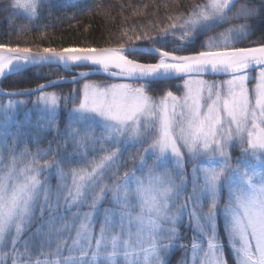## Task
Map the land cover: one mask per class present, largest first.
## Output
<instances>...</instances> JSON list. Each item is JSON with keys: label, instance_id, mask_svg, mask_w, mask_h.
<instances>
[{"label": "snow or ice", "instance_id": "obj_1", "mask_svg": "<svg viewBox=\"0 0 264 264\" xmlns=\"http://www.w3.org/2000/svg\"><path fill=\"white\" fill-rule=\"evenodd\" d=\"M55 6L9 0L0 10L32 23ZM249 18L264 21V0H188L149 22L154 33L123 29L115 46L0 43V82L29 66L87 69L66 95L47 91L59 81L0 89V264H169L177 247L180 264H228L221 232L235 264H264V43L241 46L256 30ZM33 95L35 126L53 134L47 148L33 137L34 151L23 139L31 122L9 123L26 103L13 98ZM109 195L114 207L99 220ZM185 215L190 247L179 243Z\"/></svg>", "mask_w": 264, "mask_h": 264}, {"label": "trees", "instance_id": "obj_2", "mask_svg": "<svg viewBox=\"0 0 264 264\" xmlns=\"http://www.w3.org/2000/svg\"><path fill=\"white\" fill-rule=\"evenodd\" d=\"M8 2L9 0H0V6ZM54 2L56 3L55 7L44 10L42 18L32 23H29L25 14L20 11L0 10V43H8L12 46H51L57 48L107 46L109 44L115 46L122 38L123 29H129L128 35H133L131 30L133 28H135L137 33L141 30L154 33L158 29L149 27V22L153 25L157 22L165 23L166 15L182 9L188 0H54ZM255 2L256 0H254ZM85 8L87 10L82 11ZM241 22L244 21H235V23ZM247 23L256 30L251 38L246 40L245 44L241 46H256L259 43H264V21L249 18ZM226 27H229V25H224V28ZM140 43L147 45L149 42L143 41ZM141 59L151 62V57L149 56L141 57ZM72 73L56 66L33 67L21 73L10 75L9 78L0 82V87L6 91L34 88L47 81L69 77ZM206 78L212 79V77ZM88 79L101 81L104 76H89ZM84 82L85 80L81 81L79 85L73 83L60 84L57 87L47 89V91H55L66 95L72 89L82 86ZM178 83L180 81H173L171 90L175 91V84ZM7 99V97L0 96V103H7ZM13 99L26 102L22 108L24 111L18 114V124L25 123V121H30L32 124L31 127L24 129L25 137L23 139L27 140L28 146L33 151L37 147L33 142V137L39 139V147L47 148L48 142L53 138V134L35 126L37 121L35 113L31 112L30 118L25 113L33 107L32 101L36 99V96H21ZM66 122L67 116L65 113L63 122L60 123L61 129H63ZM23 146L21 144V147ZM234 154H237V152ZM52 179L55 180V177H52ZM100 205L101 209L110 205L109 198ZM38 224L39 221L33 224L30 231H34ZM96 225L97 227L99 226V220ZM183 227L182 225L180 226L179 243L190 247L192 231L189 228L183 229ZM27 235L28 233H25L24 238ZM221 236L225 246V259L228 264H235L234 257L230 255L227 238L222 232ZM184 252L185 249L182 247L172 250L168 257L169 264H179ZM3 264H10V261L5 260Z\"/></svg>", "mask_w": 264, "mask_h": 264}, {"label": "rangeland", "instance_id": "obj_3", "mask_svg": "<svg viewBox=\"0 0 264 264\" xmlns=\"http://www.w3.org/2000/svg\"><path fill=\"white\" fill-rule=\"evenodd\" d=\"M19 11H20L21 13H23V10H19ZM223 30H224V28H222V29H221V28H217V29L215 30V32H210V33H208L207 35H215V34H217L218 32L223 31ZM206 38H207V36H202V37H201V39H206ZM67 70H72L73 73H72L71 77H73L74 75L77 76L78 73H79L80 71H86L87 69H76V68H72V69H67ZM83 80H85V79H83ZM83 80H81V81H83ZM81 81H80V82H81ZM253 83H254V81H253ZM35 100H36V99H35ZM35 100H34V101H35ZM23 106H24V104H23V105H19V106H18V109L12 113V116H11L10 121H9L10 125H12V129H11L12 131H14L15 124H18V123H19L18 114L24 111V110H22ZM31 112L35 113L37 119L39 118L40 113L35 109L34 105H33V107H32L30 110L28 109L27 112H25L26 115H27L29 118L31 117ZM238 151H239L238 149H237L236 151H234V152H233V156L238 155ZM235 152H237V154H234ZM171 166H172V165H170V167H171ZM187 172H188V174H189V175H188V180H189L188 189H189V191H191V183H190V179H191V176H190V173H191V165H187ZM52 177H55V180H53ZM50 184H51L53 190H55V188H56V186H57V184H58V178H57L55 175L51 176V178H50ZM226 198H227V191L225 190V192H224V198L221 199V201H220L221 206H223V204L226 202ZM109 201H110V205L106 206L104 209H101V205H99V211H100V217H101V218H99V220H100V219H101V220L103 219V213H104V210H105V209H111V208L114 207V205H113L112 202H111V196H110V195H109ZM87 207H88L87 205L83 206V207L80 209V211H81V212H87V211H89L90 209H87ZM61 211H63V209H61ZM72 211H76V209L73 208ZM67 216H68V220H69V222H70V213H68ZM181 225L184 226L183 229H187V228H189V230L192 231L191 239H192V241H193V237H194V234H195V226H194V224H190L187 215H185V217H184V219H183V222H182L180 225H178V231H179V233H181V232H180V231H181V230H180V226H181ZM58 226L60 227L61 225H60V224H57V227H58ZM95 227H96V229L98 230L99 226L97 227V225H96ZM74 235H75V228L73 227L72 230H71V232L65 231V232L63 233V238L66 239V240L68 241L69 244H71V238H72ZM191 243H192V242H191ZM170 252H171V251H170ZM189 256H190V253H189ZM182 258H183V257H182ZM179 264H180V263H179Z\"/></svg>", "mask_w": 264, "mask_h": 264}, {"label": "water", "instance_id": "obj_4", "mask_svg": "<svg viewBox=\"0 0 264 264\" xmlns=\"http://www.w3.org/2000/svg\"><path fill=\"white\" fill-rule=\"evenodd\" d=\"M45 65H48V64H45ZM45 65H42V66H45ZM48 66H57L55 64H51V65H48ZM33 67H38V66H29L28 68H33ZM62 67V66H61ZM27 68V69H28ZM94 75H97V76H104V74L102 73H91L90 76H94ZM211 77V76H209ZM77 78L79 79V81L83 80L84 78H81L77 75ZM51 81H59V84H63V83H72V77H68V78H64V79H57V80H51ZM49 81L47 82H44V83H41V84H47ZM40 85V84H39ZM37 87V86H36ZM34 87V88H36ZM1 89V88H0ZM49 89V88H48ZM6 91V90H4Z\"/></svg>", "mask_w": 264, "mask_h": 264}, {"label": "bare ground", "instance_id": "obj_5", "mask_svg": "<svg viewBox=\"0 0 264 264\" xmlns=\"http://www.w3.org/2000/svg\"><path fill=\"white\" fill-rule=\"evenodd\" d=\"M45 66H48V65H45ZM39 67V66H38ZM56 67H60L61 69H63L64 71H67V72H71L72 73V70H67V69H64L63 67L61 66H56ZM94 76H97V75H94ZM71 77V76H69ZM65 78H68V77H65ZM61 79H64V78H61ZM54 80H57V79H54ZM63 84H66V83H63ZM60 85V84H59ZM1 88V87H0ZM21 97V96H20Z\"/></svg>", "mask_w": 264, "mask_h": 264}]
</instances>
